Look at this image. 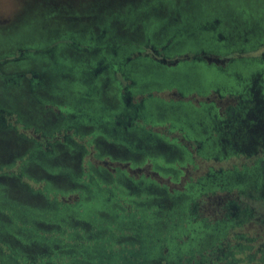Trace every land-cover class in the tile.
<instances>
[{
  "label": "flooded vegetation",
  "instance_id": "obj_1",
  "mask_svg": "<svg viewBox=\"0 0 264 264\" xmlns=\"http://www.w3.org/2000/svg\"><path fill=\"white\" fill-rule=\"evenodd\" d=\"M4 1L0 264H264V0L155 3L207 16L196 50L192 20L100 42L119 0Z\"/></svg>",
  "mask_w": 264,
  "mask_h": 264
},
{
  "label": "water",
  "instance_id": "obj_2",
  "mask_svg": "<svg viewBox=\"0 0 264 264\" xmlns=\"http://www.w3.org/2000/svg\"><path fill=\"white\" fill-rule=\"evenodd\" d=\"M159 0H119L117 2L116 5H107L101 8V10H103L106 14V11H112L115 10L116 14L114 13V15L107 14L105 15L106 17H104V19L102 20L103 23V34L102 36L97 39L100 42H105L107 40H121L122 37L119 35V37H115L114 34L112 33L111 30V24L110 21L112 19H115L117 21V25H119L120 27H124V29L122 30V32H125L126 29H133L136 27H140V28H144L146 31V37L147 40L150 41H154L156 43L158 42H162L164 41V39H171V38H176L177 36H179L181 33L180 32H184L183 31V27L185 25H187V21L188 20H192L193 23L192 24H188L187 26L190 27H194L196 31H194L192 33V38H191V43H189L190 47L194 50L198 49L199 45H203L204 47H209V43L215 42L212 40V42L210 41V38L214 37L215 34L219 35L218 31H209V21L207 18V16H188V15H182V16H178L179 22L177 23V25L175 24L172 28L169 29H165L166 25H168V19H175L176 16H164V15H160L158 13H155L154 11L157 10V6L155 5V3H157ZM114 4V3H112ZM103 12V13H104ZM203 21V24L200 22L201 20ZM179 24H184V25H179ZM164 28V29H163ZM193 28V30H194ZM165 30V34L163 33L162 36L158 37L157 35H159V31L160 30ZM121 31V29H118ZM121 34V33H118ZM157 34V35H156ZM88 40H95V38L92 37V35L89 33L88 35ZM155 37V39H154ZM158 37V38H157ZM124 38V37H123ZM157 38V39H156ZM9 41H13V39H7L5 40V43L7 44ZM178 40L176 39L175 42H177ZM181 41V40H179ZM178 41V42H179ZM102 49V48H101ZM127 47H125L124 49H122L121 51H119L118 53H115V63H117V65L121 64V61H128L129 60V56L127 55L126 52ZM59 67L57 70H55V72L58 74L60 72H63V70L60 69V67L63 66V64H61V62L58 63ZM7 82H9V84H7ZM14 83V79H8V81H6V85H5V91L8 92L9 89L11 88V84ZM69 89H71L72 91L78 90V85L74 82V84L69 85L68 86ZM57 89H60V87H57ZM33 160V159H31ZM4 162V160L0 159V164H2ZM70 255L72 254V251H70ZM132 253V254H131ZM131 255H135L138 254L140 255L142 258V263H145L147 261H149L152 258V253H148V252H144V251H139V252H131ZM123 262H125V264H132L133 262H131V260H127V259H123ZM114 264H118V262Z\"/></svg>",
  "mask_w": 264,
  "mask_h": 264
},
{
  "label": "rangeland",
  "instance_id": "obj_3",
  "mask_svg": "<svg viewBox=\"0 0 264 264\" xmlns=\"http://www.w3.org/2000/svg\"><path fill=\"white\" fill-rule=\"evenodd\" d=\"M8 2H10V0H7V1H4L3 2V7H9L10 5V3H8ZM14 2H17L16 0L14 1ZM12 4H13V2H12ZM17 4V3H16ZM16 4H14V5H16ZM20 4V3H19ZM13 6V5H12ZM18 9V8H17ZM7 11V10H6ZM7 13H8V11H7ZM6 13V14H7ZM17 17H16V22L19 24V23H21V22H23V21H25V20H30V19H28L29 17H25L23 14L22 15H16ZM14 21V20H13ZM12 24H13V22H12ZM0 136H2V133L0 132ZM259 243H261L262 244V246H261V248H264V235H259V239H256L255 241H253L252 242V244L254 245V246H258V244Z\"/></svg>",
  "mask_w": 264,
  "mask_h": 264
}]
</instances>
